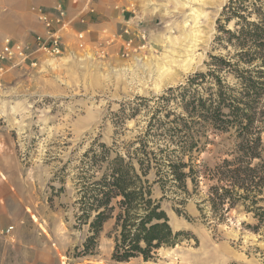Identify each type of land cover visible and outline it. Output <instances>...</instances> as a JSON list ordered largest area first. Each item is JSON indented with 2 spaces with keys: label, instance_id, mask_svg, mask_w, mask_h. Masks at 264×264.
<instances>
[{
  "label": "rangeland",
  "instance_id": "rangeland-1",
  "mask_svg": "<svg viewBox=\"0 0 264 264\" xmlns=\"http://www.w3.org/2000/svg\"><path fill=\"white\" fill-rule=\"evenodd\" d=\"M132 1L139 7L133 31L116 29L134 38L138 48L129 56H122V45L119 50L113 46L117 37L110 33L105 54L85 40L80 47L69 29L63 55L41 54L36 66L8 63L0 72V179L10 181L9 194L0 187V198L1 203L6 198L19 229L18 240L0 232V264H264V225L254 229L257 220L236 207L225 221L208 226L199 217L195 196L181 215L170 200L162 201L172 228L189 234L159 249L154 260H112L113 219L104 223L94 253L76 255L88 235L87 226L75 227L74 218L73 176L81 154L94 139L108 146L115 141L120 148L135 140L158 95L204 70L209 53L226 52L215 42L218 26L234 28V19L217 22L229 0ZM168 107H174L172 101ZM261 138L264 143V132ZM229 145L225 135L214 137L200 161L212 163ZM160 194L154 185V195ZM19 238L43 243L52 252L31 261L36 250L25 251Z\"/></svg>",
  "mask_w": 264,
  "mask_h": 264
},
{
  "label": "trees",
  "instance_id": "trees-1",
  "mask_svg": "<svg viewBox=\"0 0 264 264\" xmlns=\"http://www.w3.org/2000/svg\"><path fill=\"white\" fill-rule=\"evenodd\" d=\"M221 19L235 20L232 29L218 26L215 42L224 54L209 53L204 70L158 95L135 140L120 148L94 139L79 157L75 227L86 225L88 235L77 256L94 253L110 219L114 261L154 260L159 249L187 239V231L170 225L163 200L181 215L195 196L208 226L225 221L236 207L257 220L254 229L264 225V0H229ZM222 135L229 147L212 163L200 161Z\"/></svg>",
  "mask_w": 264,
  "mask_h": 264
},
{
  "label": "crops",
  "instance_id": "crops-1",
  "mask_svg": "<svg viewBox=\"0 0 264 264\" xmlns=\"http://www.w3.org/2000/svg\"><path fill=\"white\" fill-rule=\"evenodd\" d=\"M59 2L66 8L67 18L72 27L85 33L83 38L85 43H89L96 52L105 54L108 53V42H110L108 33L117 37V42L113 46L118 47V50L121 49L127 38L116 29L123 28L129 32L130 28V32L133 31V15L139 11L138 4L132 0H0V46L7 37L31 42L32 35L42 31L37 19L36 7L54 6ZM125 12L129 13V18L126 17ZM82 16L84 20L79 21ZM118 41H122V44L118 45ZM66 48L68 50V46ZM0 187L7 188L9 194L10 181L5 182L0 179ZM1 201L0 198V232L7 231L11 233L12 239L18 240V223L9 216L6 198L2 203ZM17 244L25 251L36 250V257H32L31 261L33 259L38 261L42 257L40 255L47 257L52 252L43 243L35 246L26 243L22 238H19Z\"/></svg>",
  "mask_w": 264,
  "mask_h": 264
},
{
  "label": "built area",
  "instance_id": "built-area-1",
  "mask_svg": "<svg viewBox=\"0 0 264 264\" xmlns=\"http://www.w3.org/2000/svg\"><path fill=\"white\" fill-rule=\"evenodd\" d=\"M37 19L41 25L42 31L33 35L31 42H22L14 38H5L0 46V72L7 70L6 64L11 65L28 62L32 66L38 64L41 54L50 56H61L66 51L65 35L67 30L71 29L74 36L79 41L80 47H85L84 32L75 30L67 18V10L61 2L54 6H38L36 7ZM83 16L79 21H83ZM123 33H129L123 30ZM137 37L144 40V33L138 32ZM136 39V38H135ZM144 46V45H142ZM134 38L129 37L123 42L122 56H129L131 50H135ZM38 53L37 55H34Z\"/></svg>",
  "mask_w": 264,
  "mask_h": 264
}]
</instances>
